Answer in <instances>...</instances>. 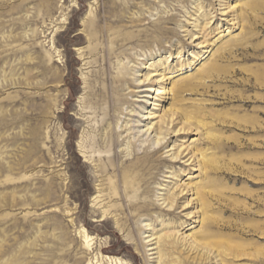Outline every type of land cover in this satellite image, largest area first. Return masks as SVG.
<instances>
[{
  "label": "rangeland",
  "instance_id": "1",
  "mask_svg": "<svg viewBox=\"0 0 264 264\" xmlns=\"http://www.w3.org/2000/svg\"><path fill=\"white\" fill-rule=\"evenodd\" d=\"M173 111L208 173L171 136L126 191L125 143L142 155L147 114ZM184 181L190 219L158 201ZM194 231L171 264H264V0H0V264H154L147 236Z\"/></svg>",
  "mask_w": 264,
  "mask_h": 264
},
{
  "label": "bare ground",
  "instance_id": "2",
  "mask_svg": "<svg viewBox=\"0 0 264 264\" xmlns=\"http://www.w3.org/2000/svg\"><path fill=\"white\" fill-rule=\"evenodd\" d=\"M233 9H235V7L229 3L227 6L225 5L224 7L220 8V15L223 17L229 18L230 12ZM233 20L234 19L229 18L230 23H232ZM226 31L230 32L229 27L226 28ZM192 38H193L192 40L198 39L196 35H193ZM206 42H207L206 39H204L198 44L200 47H206L207 46ZM210 69L211 68L209 69L207 68V71H209ZM179 70H183L182 67ZM163 79H164L163 74H159L155 72L150 75L146 74V77L144 80H138V79H135V80L139 81V83H144V82L149 81L153 84L151 88H146L147 94H145V97H146L145 100H147V97L156 98V96H160L163 93V92H160L161 90L159 88H156L157 86L159 87V83ZM154 93L156 96L153 97ZM122 113H124V109L120 112V115ZM147 115L149 116H147L146 118L157 119V122L150 123L146 125L144 129L139 131V135H141L142 137L147 136V139L145 141H142L141 143H144V144L148 143L149 147L144 148L142 152L143 154L139 155L140 154L138 153V151L140 150L139 147H137L136 148L137 151H135V148L132 147L131 143L127 142L128 138H125V141L127 143H125L124 148L121 150V153L125 154L126 161H127L126 163L127 168H125L122 172V183L124 185L125 190L126 191L134 190L136 192L140 190V187H141L140 184L144 178L140 174L141 168H142L141 166L146 165L148 158L150 157V155L155 153L156 150L166 147L168 140L170 139L171 136L175 138L173 148L171 149V151H169L171 152L170 154L171 159L174 160V162L178 160L179 162L182 161L183 165L188 166V167L197 165V168L193 167L191 169L199 173L198 177L206 176V174L208 173V160H209V158L206 157L207 156L206 152L202 151L201 149H197V145H194L192 147L190 145L185 146L184 143L180 146L176 145V141L181 137L182 134L189 133L191 129V124H192L191 122L192 117L191 116L189 117L188 114L178 112V111H173L172 114L169 116L158 115L156 114V112L148 113ZM178 125H180V127H178ZM113 130L115 133L118 134V142H120V139L121 138L123 139L122 134L124 132V131H120V121L118 122L117 126ZM82 147L84 148V145H82ZM151 150H153V152ZM104 159L105 157L100 156V161H104ZM109 160H111V158L107 157V161ZM185 171H187L186 168H184L181 174H178L177 176H184L185 174H182V173H184ZM174 172L176 175V171ZM173 178L176 179V176ZM188 178L190 180L192 179L191 177H188ZM171 182L172 181H170V183ZM200 182H202V180H200ZM194 184H195V187L193 186ZM192 186L194 188H192ZM200 188H202V186H201V183H199V181L194 182V183H192L191 181L185 183L184 181L182 185H177L175 187L171 196H165L164 194V196L163 195L160 196V199L158 201L161 202L160 205L162 209L168 212H173V211L176 212L179 208H181L182 212H185L182 215V217L186 219H190L194 216L193 213L188 212L189 207H190L189 205L190 202L182 206H179V202L182 199L186 198V195L191 189H195L196 194L200 196L201 198V202H202L201 206L205 205L204 206L205 208L203 207V209H206L207 207L206 201L204 199L203 194L201 193ZM160 189L162 188L160 187ZM201 217L202 219L199 221V224L202 222V225H203V223L207 221L209 217L208 215H206V213H203ZM198 219L199 218H196L195 223H198ZM185 223L186 222L181 224L179 231H177L176 233L180 232L182 229H186V228L188 230L192 229V225L187 224L186 226ZM176 233L174 235V234L165 233V232L162 234H157L153 232L150 236H147L148 238L147 242L149 243L148 246H150V251L152 252L151 255H153V258L155 259L154 264H171L170 257L173 256V251L175 247H177L179 244L182 245L181 248L184 251L189 250V248L198 249L197 247L199 244L197 241V237L199 235L197 234L196 231L193 232L194 235L191 237L190 235H186L185 232H183L181 234L183 236L181 240L177 237V235L180 237L181 235L176 234ZM192 237H194V239ZM188 239H192V241Z\"/></svg>",
  "mask_w": 264,
  "mask_h": 264
}]
</instances>
